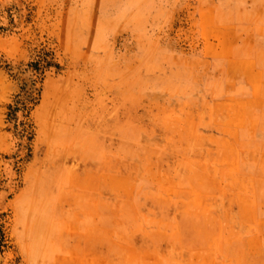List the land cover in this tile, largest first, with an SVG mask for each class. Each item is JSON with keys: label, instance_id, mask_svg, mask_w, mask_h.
<instances>
[{"label": "rangeland", "instance_id": "rangeland-1", "mask_svg": "<svg viewBox=\"0 0 264 264\" xmlns=\"http://www.w3.org/2000/svg\"><path fill=\"white\" fill-rule=\"evenodd\" d=\"M0 264H264V0H0Z\"/></svg>", "mask_w": 264, "mask_h": 264}, {"label": "bare ground", "instance_id": "bare-ground-1", "mask_svg": "<svg viewBox=\"0 0 264 264\" xmlns=\"http://www.w3.org/2000/svg\"><path fill=\"white\" fill-rule=\"evenodd\" d=\"M25 78H26V77H25ZM24 83H25V82H24ZM28 85H29V84H28ZM28 85H27V86H28Z\"/></svg>", "mask_w": 264, "mask_h": 264}]
</instances>
